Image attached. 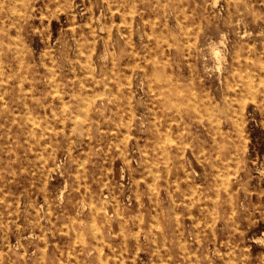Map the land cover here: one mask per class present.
Masks as SVG:
<instances>
[{
    "label": "rangeland",
    "instance_id": "374dc122",
    "mask_svg": "<svg viewBox=\"0 0 264 264\" xmlns=\"http://www.w3.org/2000/svg\"><path fill=\"white\" fill-rule=\"evenodd\" d=\"M0 264H264V0H0Z\"/></svg>",
    "mask_w": 264,
    "mask_h": 264
},
{
    "label": "bare ground",
    "instance_id": "6f19581e",
    "mask_svg": "<svg viewBox=\"0 0 264 264\" xmlns=\"http://www.w3.org/2000/svg\"><path fill=\"white\" fill-rule=\"evenodd\" d=\"M152 91V90H151ZM32 116V115H31ZM123 134V133H122ZM124 135V134H123ZM170 137V136H169ZM118 144V143H117ZM162 151V150H161ZM77 167V166H76ZM156 172V171H155ZM149 188V187H148ZM116 202V201H115ZM93 227V226H92ZM98 227V226H97ZM121 227V226H120ZM94 228H95V226H94ZM93 231V230H92ZM99 249H100V247H99ZM100 256V255H99Z\"/></svg>",
    "mask_w": 264,
    "mask_h": 264
}]
</instances>
